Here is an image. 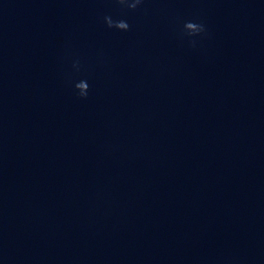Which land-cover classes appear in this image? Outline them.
Masks as SVG:
<instances>
[{"label":"clouds","instance_id":"9594fccd","mask_svg":"<svg viewBox=\"0 0 264 264\" xmlns=\"http://www.w3.org/2000/svg\"><path fill=\"white\" fill-rule=\"evenodd\" d=\"M114 2L120 6L128 8L129 10H135L144 2V0H114ZM103 19L109 28H115L120 31H128L130 28V25L124 19H113L112 16H105ZM183 29L184 34L188 37H197L206 33L205 25L196 21L185 22ZM192 43L194 45L195 41L193 40ZM73 66L79 70V62H76ZM74 88L77 90V95L80 98H87L89 93V84L86 80L82 79L75 83Z\"/></svg>","mask_w":264,"mask_h":264}]
</instances>
